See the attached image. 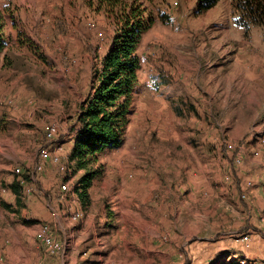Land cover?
<instances>
[{
  "label": "rangeland",
  "instance_id": "1",
  "mask_svg": "<svg viewBox=\"0 0 264 264\" xmlns=\"http://www.w3.org/2000/svg\"><path fill=\"white\" fill-rule=\"evenodd\" d=\"M141 1L153 22L138 45L140 87L123 141L100 153L87 202L70 184L68 200L83 214L71 225L76 250L87 251L74 257L264 264V28L239 26L233 0L208 8L204 0ZM0 17V190L18 185L24 206L16 169L28 177L42 147L68 166L61 172L54 163L48 195L54 179L83 174L68 160L67 140L117 24L94 0H0ZM49 123L54 142L45 137ZM8 211L0 215L17 232ZM51 226L64 243L67 235ZM4 239L0 264L24 263L23 245L19 252L13 236ZM30 248L43 256L38 239Z\"/></svg>",
  "mask_w": 264,
  "mask_h": 264
},
{
  "label": "trees",
  "instance_id": "2",
  "mask_svg": "<svg viewBox=\"0 0 264 264\" xmlns=\"http://www.w3.org/2000/svg\"><path fill=\"white\" fill-rule=\"evenodd\" d=\"M94 1L97 10L114 17L117 29L106 53L95 64L88 92L78 105L75 121L79 128L67 140L70 143L67 157L71 166L74 170H83L75 189L84 202H87L93 180L99 176L93 165L98 162L100 153L118 147L123 141L140 87L138 45L153 22V16L141 0ZM217 2L204 0L202 7L208 8ZM233 8L239 26L264 28V0H233ZM5 47L0 17V58ZM13 190L17 195L16 202H19L16 185ZM107 217L108 225L113 226V213ZM229 263L239 264L235 260Z\"/></svg>",
  "mask_w": 264,
  "mask_h": 264
},
{
  "label": "crops",
  "instance_id": "3",
  "mask_svg": "<svg viewBox=\"0 0 264 264\" xmlns=\"http://www.w3.org/2000/svg\"><path fill=\"white\" fill-rule=\"evenodd\" d=\"M69 145L70 143L67 141V149ZM39 161H41L43 168L41 171L36 173L35 179L32 182V184L35 181L38 182V191L35 189L33 193L26 194L22 190V194L27 196L23 202L24 206H22L23 204H21L22 200L20 198L19 202H16L17 195L14 193L12 186L14 184H10V186H6V188H2L0 190V196L2 199L0 201L5 202L9 209H11V211H8L7 206H0L2 209H0V211H8L7 213L14 221L17 229V232H15L13 229L9 228V222L11 221L7 220L3 222L2 218H4V216L1 214L0 222L2 223L0 226V237L2 243L5 240L4 237L8 235V238L9 236H13V238L20 244L18 249L19 252L21 251V244L23 245L22 250H24V254H21V256L24 257V263L18 261L17 264H32V260L34 259L39 260L38 264L41 261L42 264H81L80 262H77V259L74 256L81 253L82 257V255H85L87 251L79 252L76 250L77 238L73 234L74 228L72 229L71 225L82 219V211H80L81 214L78 218H74L75 212L79 210L71 206V199L70 202L68 200L70 190L67 193H61L60 183L62 182V178L54 179L52 184L55 183L56 185L51 191L52 196L48 195L43 190L48 181L52 179L51 170L55 164L51 158L45 160L39 159ZM35 162L36 161H34V163ZM81 175L75 174L74 176L70 175L68 177V182H70L73 188H75L78 184ZM18 179L19 177L15 180L18 181ZM18 191V196L22 198L21 191L19 189ZM22 210H26L24 214L27 216L20 219L19 215L22 213ZM67 215L69 216L67 217ZM32 220H35L34 223ZM30 222H32V224H29ZM50 223H53L55 226L58 224V228L64 233V238L67 235V240L66 238L64 239V252L54 257L47 256L45 253L43 256L34 257L30 244L37 239L38 233L44 229H42V226H45L47 229L52 228V226L49 227L51 225ZM8 240L9 239H6V241Z\"/></svg>",
  "mask_w": 264,
  "mask_h": 264
},
{
  "label": "built area",
  "instance_id": "4",
  "mask_svg": "<svg viewBox=\"0 0 264 264\" xmlns=\"http://www.w3.org/2000/svg\"><path fill=\"white\" fill-rule=\"evenodd\" d=\"M45 137L49 142L56 141V135L58 133V129L56 125L53 123H49L45 126ZM49 146L42 147L39 152V157L41 160H45L48 158H51L52 161L56 164H58V169L61 172H65L68 166L64 163H60V156L56 153L51 155L50 151L48 150ZM43 168L41 161L35 162L34 166L30 171H28L29 175L28 177L23 176V172L20 168H17L16 171L19 173V176L22 177V179L19 180V183L22 187L23 192L26 194H29L33 191V185L32 182L35 179L36 173L41 171ZM66 180H62L60 183V190L61 193H67L70 190V182H68V177L70 176V173H68ZM27 181H26V180ZM81 212L76 211L74 214V218H78L80 216ZM37 239L40 242L44 253L47 256L54 257L64 252L65 246L62 241H60L56 236L47 228H44L41 230L38 235Z\"/></svg>",
  "mask_w": 264,
  "mask_h": 264
}]
</instances>
